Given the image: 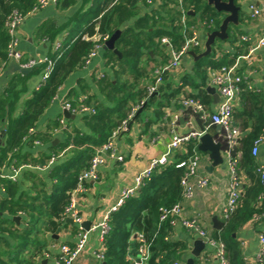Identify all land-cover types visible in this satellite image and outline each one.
<instances>
[{"label": "trees", "instance_id": "trees-1", "mask_svg": "<svg viewBox=\"0 0 264 264\" xmlns=\"http://www.w3.org/2000/svg\"><path fill=\"white\" fill-rule=\"evenodd\" d=\"M151 1L154 3L151 6L156 7L144 9L143 13L139 14V4L146 6L147 0H91V5L86 11L79 10L74 13L62 27H56L50 22L43 23L38 33L50 41H53L60 32H66L60 40V46L48 53V57L53 61V67L47 79L25 96L29 79L41 74L45 66V63H42L26 72L14 74L1 89L0 167L44 165L51 156L55 159L47 170V177L52 180L51 189L47 191L44 188L45 181L41 180L43 187L41 186L40 192L34 196L35 200L40 199L39 203H34V198L25 205L16 203L13 199L18 187L16 179L0 175V186L6 192V198L0 201V211L15 214L21 210L28 217L27 224L18 227L10 218L8 220L0 215V233H6L14 240L10 244L0 237L3 244L0 245V264H33L37 253L29 252L24 257L20 256L30 246L34 247L35 252L42 245V240L38 237L42 229L39 227L36 229V224L40 222L45 229L55 230L65 221L64 212L70 201V192L76 186L79 173L88 167L95 148L102 145L112 131L129 116L132 109L140 107L148 96L147 83L151 84L155 78L153 72L149 73L143 64L145 55L150 59V55L144 49H150L156 44L161 48V45L164 46L161 43L163 37H166L175 48L182 45L183 25L177 1ZM75 2L76 0H57V5L66 8ZM234 2L239 5V0ZM37 3L38 0H0V69L2 62L7 59V45L10 41L6 24L8 18L15 11L26 15ZM183 5L186 11V25L196 23L194 16L188 13L191 11L198 14L204 30L212 31L219 27L223 13L208 5L206 0H187ZM242 17L240 9L239 22L243 21ZM130 19L133 21L122 29L114 44L121 57L112 50L105 51L113 69L111 75L104 74L97 81L102 99L96 94H91L81 100L80 92L70 90L66 100L72 108H78L83 104L92 108L93 112L80 114L81 126L73 119H66V126L70 130L62 129V138L53 145L51 141L54 130L61 128L59 119L50 120L44 131L37 130L36 125L66 78L84 65L87 54L94 48L95 41L83 36H92L95 32L110 36ZM238 27L230 24L227 38L216 39L211 46V52L195 61L193 73L185 74L184 84L193 83L194 87L199 88L198 93H189L186 96L200 98L203 104L209 103L208 94L203 88L209 70L231 65L248 46L247 41L240 39L241 32L238 31ZM224 41L236 45V51L232 55L224 52L220 45ZM199 48L202 46L194 47L192 50L198 53L201 50ZM161 49L163 51V48ZM163 54V60L168 58L167 53L163 51ZM161 77L162 82L157 90L163 96V100H159L158 107L154 109L155 117L162 115L165 101L168 103L170 98L175 100L181 88L179 85L169 90L170 83L165 82L167 72L162 73ZM194 77H198L200 82L196 83ZM239 86L240 106H233L232 122L242 131L236 145V150L240 152L236 171L242 182L241 193L235 208L223 221L222 228L209 230L212 237L225 242L229 264H248L243 260L236 233L255 216H259L255 223L264 221V181L255 172L258 163L256 157L251 154L253 142L258 138H264V95L249 88L244 81L240 82ZM154 100L155 96L148 99L142 110L151 107ZM135 118L139 119L140 115ZM151 121L148 119L145 124ZM30 130L31 135H28ZM27 136H31L30 142L34 138H39L40 141L47 143V149L40 151L38 157L28 158L30 153L23 150L24 138ZM182 145L183 149L175 150L165 163L151 169L135 194L125 197L114 210L110 211L109 229L103 236L100 247L104 257L98 264H131L128 248L133 235L138 233L143 235L149 250V256L143 264H171L182 260V256L189 249L188 245L184 241L170 239L173 230L171 218L168 217L164 221L158 219L160 207L169 208L183 201L181 179L187 168L185 165L177 164L186 161L195 151L199 152L195 138H190ZM61 151L62 156L59 155ZM24 172L30 177L36 176L33 169L25 168ZM33 186H36L35 183ZM33 209H36L38 215L32 213ZM8 225H12V229ZM197 261L198 258L195 259V263Z\"/></svg>", "mask_w": 264, "mask_h": 264}, {"label": "crops", "instance_id": "crops-1", "mask_svg": "<svg viewBox=\"0 0 264 264\" xmlns=\"http://www.w3.org/2000/svg\"><path fill=\"white\" fill-rule=\"evenodd\" d=\"M250 3L251 0H239V5L241 6V11L243 13V21L239 22L238 31L241 32L240 39L241 36H247L249 40L247 41L248 46H246L245 52L238 55L239 59L237 61L238 64L236 71L244 78V82L247 83L249 88L261 92L264 95V50L258 48L255 49L253 53H248L251 45H253V42L259 36L260 31L264 26V22H262L260 18L250 17ZM152 4H148L146 6L139 4V14H142L144 9L149 10L156 7L151 6ZM90 5L91 0H76L74 4L66 8H60L57 3L51 2L45 6L39 7L36 11L28 14L24 20L17 25L14 32L16 49L22 53L23 59L43 58L45 56L48 57V53L55 50V43L57 41L60 43L62 36L66 32H60L53 41H50L47 38L40 36V33H38L40 26L45 22H50V24L56 27H62L68 22L74 13L79 10L86 11ZM191 14L194 16L196 24L187 25V28L190 30L188 31L189 33L195 32L201 39L202 48H199L201 50L198 52L200 53L204 49L203 24L199 20L198 14ZM132 21L133 19L125 21L118 29H121L122 31V29L126 25L131 24ZM97 37V32H95L92 36H83V38L94 41ZM155 41H157V38H155ZM161 43L164 44V46L161 45V48H163V51L168 55V58L165 60L162 58V56H164L163 51L161 48H158L157 44V46L155 45L150 49H144L145 52L150 55V59H148L145 55L142 61L147 70H149V73L153 72V77L155 76V68L161 66L169 59V46H167L166 43H163L162 40ZM220 45L222 46L224 52L229 55H232L233 52L236 51V45L230 44V42L224 41L221 42ZM106 49L108 48H106L104 42V45L97 49L96 54L87 65H83L81 68L76 69L66 78L62 86L59 88L58 93L54 96V99L39 119L36 129L41 131L46 129L50 120L58 118L60 122V120L63 119V123L60 122L61 128L54 130L51 141L53 145L57 144L62 138V129L67 128L70 130L66 126V118L62 113V103L67 101V94L70 90L74 89L78 93L80 92L81 94L79 96H81V100L91 94H96L100 99H102V96L97 88V81L104 74L111 75V71L113 69L112 62L108 61V57L105 53ZM194 63L193 58L187 54L183 57L180 64L181 67L179 69L167 72L165 82L170 83L169 90L181 85V88L176 95V99L173 100L170 98L168 103L165 101L166 104L162 107V115L159 117H155L154 109L158 107V101L161 99L163 100V96L161 94H159V96H155V100L152 102L151 107L142 110L138 114L140 115L139 119H136V116H134L136 110L139 108V106H137L132 117L128 119L125 127L120 130L113 139L114 152L122 159H107L99 166L97 179H88L83 182V188L76 196V209L83 222L89 221V227L92 224L97 223L105 212L117 205V202L121 197L122 190L132 187L135 184V177L147 168L153 159H157L165 153L166 145L171 138V121L173 115H178V121L175 126L178 134L185 135L190 131H201L202 134L208 133L212 136L214 141H220L222 143L221 154L223 155L225 142L222 128L219 125L210 124L209 120H203L198 115H192L190 109L184 108L178 102V99L182 96H186V94H196L199 92V88L194 87L193 83L187 84L185 82L184 84V76L185 74L189 73L190 75L193 73ZM26 71V69H23L20 66L19 61L14 58L7 57V59L2 62L0 69V91L4 88L11 76ZM214 72L215 70H209L208 77L203 86L205 90L207 86H211L213 88L212 94L206 90L209 103L204 105L206 112L208 113H212L220 101L217 87L211 81V75ZM40 75L41 74L35 75L29 79L28 90L25 93V96H27L33 88H36L39 85ZM194 80L196 83L200 82L198 77H194ZM149 84L150 83L148 82L147 86ZM213 94H218V98H215ZM234 105L237 107L240 106V95L234 101ZM73 114H75L73 121L77 125L81 126V113ZM131 119L132 122L128 127ZM148 119L152 121L149 124H145ZM241 121L242 120H239V122ZM3 131L4 129L2 132ZM28 135H31V130ZM30 139L31 136L24 138L25 143L23 150L30 153L28 158L38 157L40 151L47 149L48 144L40 141L39 138L32 139V142H30ZM195 139L198 140L197 138ZM28 141L30 142L29 144H27ZM182 146L183 145L176 150L180 151L183 149ZM194 153L198 155V162L195 174L189 178V183L193 186V193L190 198L181 202V215L188 218H196L205 229L212 230L213 227L208 221L210 217L216 215L221 221H223L221 210L227 201L228 185L231 175L225 161H223L222 164L210 168L212 160L209 158L208 152L195 151ZM59 155L62 156L63 151H61ZM51 157L44 165L36 164L35 166H32L30 164H23L17 167L12 165H3L0 167L1 177L12 180L16 179L18 187L13 196L16 203L19 202L18 204L25 205L26 202L30 203L32 198H34V203H39L40 199L35 200L34 196L40 192L42 186L40 182L41 180L45 181L46 187L44 188L47 191L51 189L52 180H49L47 177L48 167L54 161L53 160L50 163ZM255 157L257 159V163L264 164V138L259 145L258 154ZM25 168L33 169L36 176L30 177L27 174H24ZM199 176H205L208 178V183L203 187H199L195 184V180ZM34 183L36 185L35 187L33 186ZM4 198H6V192L3 187L0 186V201ZM32 213L34 215H38L36 209H33ZM0 215H2V218L8 220L10 218L11 221H13L18 227H24V225L27 224L26 222L28 217L21 210L17 211L15 214L0 211ZM14 216H19V219H13ZM36 225V229L38 227L42 229V232L38 234V237L42 240V245L35 252L34 247L30 246L26 251L22 252L20 256L24 257L28 255L29 252L37 253L33 264H56V261L59 259L61 254L60 246L62 244L73 246L77 241V230L74 223L63 221V223L57 227L59 228L58 231L57 228L55 230L45 229L43 227L44 225L40 222ZM8 227L12 229V225H8ZM172 227L173 230L170 235V239L181 240L188 245V251L182 256V260H179L180 264H185L187 257L190 256L193 243L199 235H197V233L193 230L183 227L179 223L172 224ZM260 233L264 234V221L255 223L254 219L247 222L236 233V238L242 251L243 260L248 264H251L255 260L256 253L259 250L260 244L258 235ZM0 237L9 241L10 244L14 242V240H12V238L6 233H0ZM203 242L205 243V241ZM0 245L3 244L0 242ZM136 246L137 241L135 239V235H133L128 248V255L130 258H134L136 256ZM3 247H5V245ZM100 247L101 241L99 239L98 231H90L85 249L73 264H98L99 260L95 258L93 251L101 249ZM197 258L198 261L195 263V259ZM194 264H216L214 248H211L205 243L204 247H202L200 255L194 258Z\"/></svg>", "mask_w": 264, "mask_h": 264}, {"label": "built area", "instance_id": "built-area-1", "mask_svg": "<svg viewBox=\"0 0 264 264\" xmlns=\"http://www.w3.org/2000/svg\"><path fill=\"white\" fill-rule=\"evenodd\" d=\"M177 7L181 11V22L183 25V43L180 47L175 48L168 41L167 38H162V42L169 46V59L163 63L161 66L155 68V80L147 86L148 94L157 89L158 85L162 82V73L169 72L177 69L182 62L184 56L188 54V51L192 50L194 47H200L202 45L201 39L195 32H188L186 25V11L183 3L187 0H176ZM57 3V0H38L37 5H35L29 13L23 15L19 12H13L7 20V28L10 34V41L7 45V57L14 58L19 61L20 66L23 69L30 70L35 66L45 63V66L40 75V83L44 82L53 67V61L49 57L43 58H27L23 59L22 53L16 49V39L14 37V32L19 23H21L24 18L31 12L36 11L39 7L45 6L49 3ZM148 4H152L151 0H147ZM249 15L252 18H260L264 22V0H251L249 5ZM97 29V26L95 27ZM98 33V32H97ZM109 38L108 34L101 35L98 33V37L95 40L94 48L87 54L84 65H87L91 59L96 54L97 49L104 45V42ZM241 40L248 41L247 36H241ZM60 46L57 41L55 43V49ZM261 48L264 50V26L262 27L259 36L251 45L249 49V54L253 53L255 49ZM239 56L236 57L235 61L229 66H221L219 69L211 75L212 83L217 87L220 101L216 105L215 110L212 113L206 112L205 105L202 103L200 98L192 96H182L178 99V102L184 108L191 110L192 115H198L203 120H209L212 125H219L223 130V138L225 142V147L223 149V158L229 169L231 178L228 185V195L227 201L222 207L221 215L223 221L228 218L229 214L233 211L238 201L241 193V180L237 175L236 164L240 158V152L236 150L237 141L242 135L240 128L233 124L232 122V110L234 106V101L240 93V82L244 81V78L240 76L237 71ZM62 108L69 110L71 113H84L93 112V109L89 106L81 104L78 108H72L68 101L62 103ZM137 107L132 109L129 116L124 119L116 129H114L107 140L95 148V152L89 161V165L86 169L82 170L77 178V183L74 189L70 193V201L68 206L65 208L64 218H71L73 223L76 225L77 230V241L75 245L69 246L67 244H62L60 246V256L56 261V264H73L74 261L79 257L82 251L85 249L90 231H98L99 239L102 241L103 236L109 229V213L114 210L117 205H119L123 199L127 196L133 195L139 189L145 177H147L151 169L159 164H163L167 161L168 157L179 148L184 142L188 141L190 138H198L202 132L201 131H190L187 134L180 135L176 132L175 126L178 121V115H173L171 121V138L166 145L165 153L157 159H153L150 165L141 171L134 179V185L122 190L121 197L117 202L116 206H113L109 211L105 212L102 218L95 224H92L88 229H85L82 225L83 220L76 209V196L82 190V185L85 180L97 179L98 178V168L107 159L113 158L121 160L122 158L115 154L113 149V139L116 134L122 130L127 124L128 119L133 115ZM263 113H264V103H263ZM63 123V119L60 120ZM263 138H258L253 142L251 148V154L256 156L258 154L259 145ZM37 142V141H36ZM55 157H51L50 163ZM198 162V155L194 153L192 156L188 157L186 161H181L177 166L185 165L187 170L181 179V184L183 186L182 197L183 200L188 199L192 196L193 186L189 183V178L195 174L196 165ZM255 172L259 174L260 179L264 181V164L258 163ZM208 183V178L205 176H199L195 180V184L199 187H203ZM171 218V223H179L183 227L193 230L205 241V243L214 248V257L216 264H229L226 245L221 239H215L210 235V231L205 229L201 223L196 218H188L181 215V202L173 204L171 207H160L159 208V221H164L167 218ZM259 216H255L254 220H257ZM135 239L137 241L136 246V256L131 258V264H143L148 256V244L141 233L135 234ZM259 240V250L256 253L255 260L251 264H264V234L260 233L258 235ZM93 255L99 261L103 260V252L101 249L93 251ZM171 264H180V262L174 261Z\"/></svg>", "mask_w": 264, "mask_h": 264}, {"label": "water", "instance_id": "water-1", "mask_svg": "<svg viewBox=\"0 0 264 264\" xmlns=\"http://www.w3.org/2000/svg\"><path fill=\"white\" fill-rule=\"evenodd\" d=\"M208 5H211L216 11L222 12L223 17L219 24V27L212 31L204 30V49L200 53H195L193 50L188 51V54L193 58V61H197L205 56H207L211 52V46L216 39L224 40L227 38V29L229 25L238 26L239 25V11L241 9L240 5H237L234 0H206ZM188 13H192L189 11ZM121 33V29H116L109 38L105 41V46L108 49H111L114 53L121 57V53L114 47L116 39L119 37ZM206 90L209 91L211 94L213 92V88L211 86H207ZM214 97L218 98V94H213ZM159 96L158 90H154L153 92L149 93L145 100L142 102V105L136 110L134 116H137L143 108V105L148 101V99ZM64 117L66 119H74L75 114L71 113L67 109H63L62 111ZM132 119L129 122L128 127L130 126ZM197 150L202 152H208L209 158L212 160L210 168L222 164L224 161L223 155L221 154V147L222 143L220 141H214L212 136L208 133H203L197 138ZM54 143V141H53ZM13 219H19V216H14ZM65 221L69 223H73L72 219L67 217ZM213 229L220 230L223 226V221H221L216 215H213L208 220ZM85 229L89 228V221H84L82 223ZM59 228H57V231ZM205 243L203 242L202 238L198 237L194 243L193 248L190 251V256L187 257L185 264H194V258L200 255L202 247H204Z\"/></svg>", "mask_w": 264, "mask_h": 264}, {"label": "rangeland", "instance_id": "rangeland-1", "mask_svg": "<svg viewBox=\"0 0 264 264\" xmlns=\"http://www.w3.org/2000/svg\"><path fill=\"white\" fill-rule=\"evenodd\" d=\"M196 24V23H195ZM181 66L179 65V67H177V69H179Z\"/></svg>", "mask_w": 264, "mask_h": 264}]
</instances>
